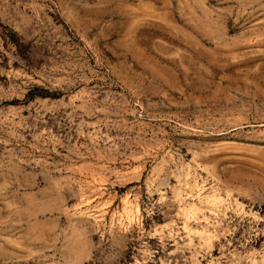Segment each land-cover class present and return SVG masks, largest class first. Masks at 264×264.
Returning a JSON list of instances; mask_svg holds the SVG:
<instances>
[{
	"label": "rangeland",
	"instance_id": "1",
	"mask_svg": "<svg viewBox=\"0 0 264 264\" xmlns=\"http://www.w3.org/2000/svg\"><path fill=\"white\" fill-rule=\"evenodd\" d=\"M0 264H264V0H0Z\"/></svg>",
	"mask_w": 264,
	"mask_h": 264
},
{
	"label": "bare ground",
	"instance_id": "2",
	"mask_svg": "<svg viewBox=\"0 0 264 264\" xmlns=\"http://www.w3.org/2000/svg\"><path fill=\"white\" fill-rule=\"evenodd\" d=\"M185 169V168H184ZM185 172V171H184ZM184 174V173H183ZM203 187V186H202ZM197 190V189H196ZM192 199V198H191ZM138 209V208H137ZM137 211V210H136ZM203 212V211H202ZM202 214V213H201ZM194 215V214H193ZM131 218V217H130Z\"/></svg>",
	"mask_w": 264,
	"mask_h": 264
}]
</instances>
